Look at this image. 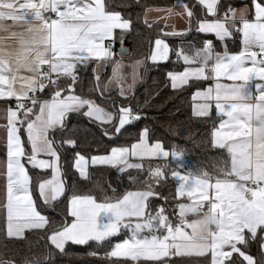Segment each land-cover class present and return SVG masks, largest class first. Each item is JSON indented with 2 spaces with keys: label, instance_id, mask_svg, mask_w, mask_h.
I'll list each match as a JSON object with an SVG mask.
<instances>
[{
  "label": "snow or ice",
  "instance_id": "1",
  "mask_svg": "<svg viewBox=\"0 0 264 264\" xmlns=\"http://www.w3.org/2000/svg\"><path fill=\"white\" fill-rule=\"evenodd\" d=\"M196 3L203 11L200 17L195 6L177 0L176 6L185 9L181 15L187 16L189 28L183 32L162 29L147 59L167 61L174 54L185 65L183 71L168 74L174 90L193 81H216L215 87L196 93L205 103L195 115L208 117L214 105L228 117L220 126H229L223 137L219 131L213 135L214 146L225 149L229 160L216 177L190 170L181 174L183 150H165L161 142L150 143L149 130L143 129L139 141L130 148H113L106 156L93 157L92 164L111 165L123 173L128 168L142 169L145 159L171 157L175 162L171 176L179 181L177 198L187 197L191 202L178 205L174 222L163 207L155 213L149 210L150 198L158 196L151 184L114 201L72 195L68 208L72 220L48 236L59 253L65 252L69 242L103 245L124 230L130 232L128 238L105 253L106 259L115 258L113 264H172L175 257L193 255L210 256V264H258L246 251L252 241H259L264 255V83L255 84L256 95L251 90L252 81H264V0H251L250 5L239 10L229 8L223 14L220 0ZM167 11L171 13V9ZM193 24L195 31L212 33L221 42L239 36L242 50L216 53L211 41H205L193 54L185 53L183 47L171 49L164 37L186 35ZM131 27V19L109 10L107 0H0V101L8 103L3 126L6 159L0 171L4 180L0 218L8 238L22 239L26 231L46 229L49 220L42 214L40 203L52 205L65 195L59 149L65 144L75 147V141L57 142L55 134L65 130L70 113H81L109 126L106 136L119 134L126 125L142 118L131 105L113 104L106 109L76 93L79 71L95 61L111 63L113 74L103 84L96 74L93 91L104 98L109 86L115 84L120 96L127 98L132 84L124 87L119 72L122 65L115 59L113 47L118 38L116 30L122 36ZM141 63L133 65V84L135 69ZM221 77L231 83L221 84ZM65 80L69 82L62 87ZM49 89L48 98H43ZM130 157L141 162L130 163ZM86 165L87 159L77 153L75 168L85 179ZM165 167L169 165L149 168L155 183L166 178ZM30 169L41 173L50 170L51 178L34 183ZM205 205L204 216L216 221L215 228L204 219L186 220L188 214L202 211ZM0 264L14 262L0 260Z\"/></svg>",
  "mask_w": 264,
  "mask_h": 264
},
{
  "label": "trees",
  "instance_id": "2",
  "mask_svg": "<svg viewBox=\"0 0 264 264\" xmlns=\"http://www.w3.org/2000/svg\"><path fill=\"white\" fill-rule=\"evenodd\" d=\"M176 3L177 0H107L109 10L119 12L123 18H130L132 21L130 31L124 32L122 36L120 31H116L118 38L114 44L116 53L121 46H124L129 49L130 55L125 58L116 55L115 59L128 62L141 61L142 78L127 98H122L117 88L111 86L105 92V97L101 98L93 91L95 73L93 65H88L86 69L79 71L80 79L76 93L82 97L94 99L107 109L112 108L113 104L117 107L131 105L133 111L139 113L142 118L125 126L119 134L110 132V135L106 136L105 131L109 126L93 122L81 113L71 114L65 122V130L55 134L57 142L69 139L75 141V147L65 144L59 149L66 187L65 195L52 205L40 203V210L48 218L49 224L46 229L26 232L22 239L8 238L3 231V220L0 218V260L13 261L14 264H113L115 258L106 259L105 253L111 251L116 243L127 239L130 235L128 231L122 230L103 245H97L94 242L89 245L68 244L64 253H59L50 245L49 234L63 223L72 220L68 215L69 200L72 195H91L98 202L105 199L114 201L129 191L145 190L151 184L158 196L150 198L149 210L155 213L163 207L174 222L177 220L181 199H178L176 195L178 182L171 176L174 161L171 159L164 162L143 160L142 169L128 168L123 173H119L117 167L91 166L88 178L85 179L75 168L77 153L89 159L94 156H105L113 148L130 147L138 142L142 130L147 128L150 143L161 142L166 150L174 148L183 150L186 167L182 168L181 172L187 174L190 170L196 175L207 173L212 177L221 174L219 169L224 167L229 156L225 149L216 148L213 145L212 134L215 121L211 118L195 117L191 110L192 94L204 88L207 82L193 81L181 89L174 90L168 74L181 71L185 65L178 62L174 54H171L170 60L164 63H154L147 59L152 52L153 42L160 35L163 27L161 25L149 27L144 22L146 11L150 8H172ZM183 3L189 7L195 6L194 11L198 17L203 15L196 0H183ZM223 3L235 8L243 4L250 5L251 0H222L219 6L220 13L227 8L223 6ZM192 29L180 39H169L171 49L183 47L185 53L193 54L203 47L205 41H211L216 53H222L225 49L229 53L240 51L239 36L222 43L212 35L195 31L194 24ZM110 75L108 68L100 76L101 84L106 83L111 78ZM68 82L63 81L61 86ZM50 91V89L46 90L42 94L43 98H48ZM0 152H2L1 149ZM158 165L161 167L169 165V167L164 168L166 178L157 184L150 178L149 168H155ZM30 174L33 176L34 183L49 176L48 171L41 173L35 169H30ZM133 176L139 178L138 182L128 181ZM246 251L257 260L258 264L264 261L259 241L250 242ZM92 252L97 255H90ZM208 263L209 257H179L173 258L172 262V264Z\"/></svg>",
  "mask_w": 264,
  "mask_h": 264
},
{
  "label": "crops",
  "instance_id": "3",
  "mask_svg": "<svg viewBox=\"0 0 264 264\" xmlns=\"http://www.w3.org/2000/svg\"><path fill=\"white\" fill-rule=\"evenodd\" d=\"M222 0H220L221 2ZM245 5H248V4H243V5H240L238 7H233L234 9H242L245 7ZM223 6L226 8L224 9L221 14H223L224 11H226L227 9L231 8V6H227V3H223ZM223 7V8H224ZM168 9H171V13L169 14V12L167 11ZM185 9L183 7V5L177 7L176 5L172 8H150L146 11L145 13V16H144V22L147 24V25H161L163 27V31L165 32H169V31H178V32H183V31H186L188 28H189V23H188V18L187 16L185 15H181L182 13H184ZM211 17V16H209ZM212 19V17L210 18ZM6 23L8 24H11L12 22L11 21H6ZM116 31H120V30H116ZM191 32V31H188L187 34ZM186 34V35H187ZM202 34H206V35H212L214 36L216 39L217 37L212 34V33H202ZM185 35H176V36H172V35H169V36H166L164 37V39L166 40V42L169 44L168 40L169 39H180L182 37H184ZM218 40V39H217ZM228 40H233V38L231 39H227L226 41ZM220 41V40H219ZM226 41H223L222 43H225ZM105 43L107 44L108 41H105ZM240 43H241V40H240ZM242 50V44L240 46V51ZM152 51H153V47H152ZM239 51V52H240ZM113 52L115 53V57L116 55L119 56V52L116 53L115 52V48L113 47ZM224 52L220 53V54H223ZM229 53V52H228ZM238 53V52H237ZM230 54H235V53H230ZM123 58V57H121ZM170 58H171V54H170ZM169 58V60H170ZM117 61H119L122 65L121 69L119 70L120 72V75L123 77V83H125V87L128 88V85L129 84H132V88L131 90L128 92V94H131L133 92V89L134 87L141 81V78H142V75H141V67H142V63L140 64L139 67H137L135 69V72H136V79H135V83L133 84L132 83V74L131 72H133V65L136 64L137 62H128L126 60H122V59H118ZM168 61V60H167ZM167 61H161V62H156V63H164V62H167ZM88 65H93V70H94V73L95 75L96 74H99V76H102L106 70L109 68L110 69V72H111V77H112V74H113V65L111 63H108V64H104V63H98V62H91L89 63ZM248 66H251L250 63L248 64ZM132 68V69H130ZM184 68L181 70L183 71ZM179 71V72H181ZM198 81H205L207 82V85L204 87V88H201V89H198L196 90L193 94H192V101H191V110H192V114L195 116V117H200V116H197L195 115V111L198 107H200L201 105H203L205 103V101L201 98V97H197L196 96V93L199 91V92H203L205 91L207 88L209 87H215V83L216 81L214 79H209V80H198ZM219 82L221 84H230L231 81L227 80L226 78L224 77H221ZM256 83H264V81H258V80H254L251 82V90H252V94L253 95H256L257 94V91H256V88H255V84ZM111 87L113 86L117 88V85L113 84V85H110ZM187 86V85H185ZM183 86V87H185ZM183 87H178L177 89L175 90H178V89H181ZM127 94V95H128ZM11 105L14 107L15 106V102L12 101L11 102ZM8 107V103L4 102V101H0V149L2 152H0V171L3 170V162L5 161L6 159V132H5V128L3 127L5 124H6V119H5V109ZM107 109V108H106ZM71 114H78V113H70L68 116H67V119L69 118V116ZM89 120L93 121L92 119H90L89 117H87ZM201 118H211L213 119L216 124H215V128H214V131H213V134L217 131H219L221 133V137H223L224 133L228 130L229 126L227 124H225V128L224 129H221V124L224 123L225 121L228 120V117L226 116H222L218 110L215 108V106L213 105L212 109H211V114L208 116V117H201ZM66 119V120H67ZM66 122V121H65ZM95 122V121H93ZM98 124H100L99 122H96ZM102 125V124H101ZM127 126V125H126ZM212 134V142H213V145H214V135ZM137 143V142H136ZM135 144V143H134ZM154 144V143H153ZM132 146V145H131ZM130 146V147H131ZM130 147H124V148H130ZM215 147V146H214ZM164 148V147H163ZM218 148V147H216ZM165 149V148H164ZM166 150V149H165ZM106 156V155H105ZM94 157H99V156H94ZM93 158V157H92ZM91 158V159H92ZM130 160V163H136V162H140V160L136 157H130L128 158ZM171 159V157H169L168 159H165L163 157H160V158H154V159H151L153 161H159V162H164V161H167ZM145 160H149V159H145ZM99 166H103V164H98ZM97 165V166H98ZM183 165L185 168L186 167V159L184 158L183 159ZM60 167H61V172H62V179H63V182L65 184V180L63 178V171H62V164L60 162ZM49 176L46 178V179H49L51 178V171L49 170ZM181 174H185L184 172H181ZM176 182L179 183V181L176 180ZM3 185H4V180L3 178H0V192H2L3 190ZM135 191H140V190H135ZM176 195H177V187H176ZM181 199V203H190L191 201L187 198V197H181L179 198ZM69 208V207H68ZM207 209V205H205V207ZM207 211V210H206ZM204 211V212H206ZM178 213H179V207H178ZM72 218V217H71ZM197 219H204L206 221H208L209 223L213 224L211 225L212 228H215V223L216 221L210 217H207V216H204V213L201 215L198 213H191V214H188V216L186 217V220L187 221H193V220H197ZM32 231V230H31ZM122 231V230H121ZM187 231L191 232V229H187ZM28 232V231H26ZM25 232V234H26ZM121 233V232H120ZM130 233V232H129ZM24 234V235H25ZM118 235V234H117ZM68 244H72V243H68ZM66 244L65 247L68 245ZM185 257H197V256H185ZM205 257H209V263L210 264V256H205ZM175 258H179V257H175ZM204 258V257H203Z\"/></svg>",
  "mask_w": 264,
  "mask_h": 264
},
{
  "label": "water",
  "instance_id": "4",
  "mask_svg": "<svg viewBox=\"0 0 264 264\" xmlns=\"http://www.w3.org/2000/svg\"><path fill=\"white\" fill-rule=\"evenodd\" d=\"M122 49H123V52H122ZM129 55H130V51H129V49L126 48V47H124V46H121L120 49H119V56L125 58V57H128ZM215 124H216V123L213 122V125H215ZM132 178H135L136 181L139 180V178H138L137 176H133ZM128 181H129L130 183H136V182H133V180H131L130 178L128 179Z\"/></svg>",
  "mask_w": 264,
  "mask_h": 264
},
{
  "label": "rangeland",
  "instance_id": "5",
  "mask_svg": "<svg viewBox=\"0 0 264 264\" xmlns=\"http://www.w3.org/2000/svg\"><path fill=\"white\" fill-rule=\"evenodd\" d=\"M134 65H136V64H134ZM130 69H132V68H130ZM134 70V69H133ZM131 74H133V72H131ZM137 76V75H136ZM131 78H133V76L131 77ZM123 85H124V87H125V83H123ZM113 87V86H112ZM126 88V87H125ZM127 89V88H126ZM99 157H103V156H99ZM87 159V165H86V168H87V173L89 172V167H91V166H97L98 164H95V165H93L92 164V162H91V158L89 159V158H86ZM129 162H130V160H129ZM99 166V165H98ZM103 166H111V165H103ZM112 167H114V166H112Z\"/></svg>",
  "mask_w": 264,
  "mask_h": 264
},
{
  "label": "built area",
  "instance_id": "6",
  "mask_svg": "<svg viewBox=\"0 0 264 264\" xmlns=\"http://www.w3.org/2000/svg\"><path fill=\"white\" fill-rule=\"evenodd\" d=\"M206 210H207V209H206V208H204L202 211H200V212H199V214H201V215H202V214L204 213V211H206Z\"/></svg>",
  "mask_w": 264,
  "mask_h": 264
}]
</instances>
